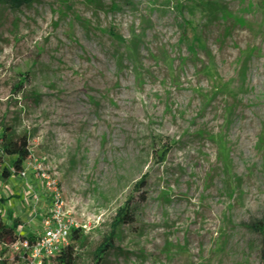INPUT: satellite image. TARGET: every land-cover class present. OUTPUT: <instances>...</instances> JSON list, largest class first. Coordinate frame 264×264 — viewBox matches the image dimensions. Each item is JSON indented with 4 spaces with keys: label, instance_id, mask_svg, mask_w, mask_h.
I'll use <instances>...</instances> for the list:
<instances>
[{
    "label": "rangeland",
    "instance_id": "obj_1",
    "mask_svg": "<svg viewBox=\"0 0 264 264\" xmlns=\"http://www.w3.org/2000/svg\"><path fill=\"white\" fill-rule=\"evenodd\" d=\"M5 127L32 153L0 179L22 236L51 210L41 164L83 231L79 264L127 205L104 264H264L247 228L264 220V0L0 3Z\"/></svg>",
    "mask_w": 264,
    "mask_h": 264
},
{
    "label": "trees",
    "instance_id": "obj_2",
    "mask_svg": "<svg viewBox=\"0 0 264 264\" xmlns=\"http://www.w3.org/2000/svg\"><path fill=\"white\" fill-rule=\"evenodd\" d=\"M31 0H0V3H11L12 7L18 8L24 3H29ZM114 5V4H113ZM206 8L214 13L217 8L216 4L208 2ZM185 36V35H184ZM140 41L136 38L131 44L130 52L133 56L139 55ZM0 150L4 162V158H12V165L9 168L3 165L0 169V179L8 181L14 176L23 175L25 172V164L31 158V151L29 146V137L25 134H19L13 127H5L0 134ZM130 205L121 208L117 216L111 224L110 232L104 235L103 240L93 253L92 264H104L106 256L115 250V241L118 229L127 222L133 220L134 215L131 214ZM247 228L258 232L264 239V220L257 221L253 224L247 225ZM26 237L22 236L16 231V228L7 224L0 213V264H14L16 261V254L13 259L8 253L7 247L19 242ZM31 240L33 237H29ZM84 242V234L81 229H73L69 245L58 254L51 264H79L78 262V248ZM45 264H48L46 261Z\"/></svg>",
    "mask_w": 264,
    "mask_h": 264
},
{
    "label": "built area",
    "instance_id": "obj_3",
    "mask_svg": "<svg viewBox=\"0 0 264 264\" xmlns=\"http://www.w3.org/2000/svg\"><path fill=\"white\" fill-rule=\"evenodd\" d=\"M36 169L51 198L52 206L43 220L41 231L33 240L26 237L11 245L16 254L15 264H45L69 245L73 230V223L67 218L58 181L47 174L41 164Z\"/></svg>",
    "mask_w": 264,
    "mask_h": 264
}]
</instances>
